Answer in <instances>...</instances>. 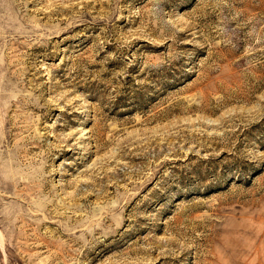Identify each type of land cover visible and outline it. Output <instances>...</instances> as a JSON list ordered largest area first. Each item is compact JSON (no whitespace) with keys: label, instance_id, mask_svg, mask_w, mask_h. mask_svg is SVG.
Segmentation results:
<instances>
[{"label":"rangeland","instance_id":"1","mask_svg":"<svg viewBox=\"0 0 264 264\" xmlns=\"http://www.w3.org/2000/svg\"><path fill=\"white\" fill-rule=\"evenodd\" d=\"M0 264H264V0H0Z\"/></svg>","mask_w":264,"mask_h":264}]
</instances>
